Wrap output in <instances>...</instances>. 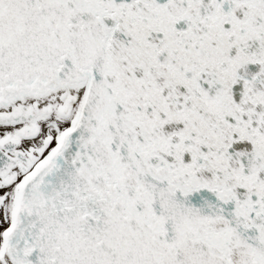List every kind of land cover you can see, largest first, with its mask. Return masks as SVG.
Listing matches in <instances>:
<instances>
[{"label":"snow or ice","instance_id":"1","mask_svg":"<svg viewBox=\"0 0 264 264\" xmlns=\"http://www.w3.org/2000/svg\"><path fill=\"white\" fill-rule=\"evenodd\" d=\"M0 264H264V0H0Z\"/></svg>","mask_w":264,"mask_h":264}]
</instances>
